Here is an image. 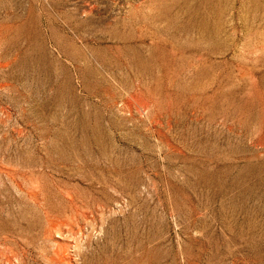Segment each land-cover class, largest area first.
Segmentation results:
<instances>
[{
	"label": "rangeland",
	"instance_id": "rangeland-1",
	"mask_svg": "<svg viewBox=\"0 0 264 264\" xmlns=\"http://www.w3.org/2000/svg\"><path fill=\"white\" fill-rule=\"evenodd\" d=\"M0 264H264V0H0Z\"/></svg>",
	"mask_w": 264,
	"mask_h": 264
}]
</instances>
